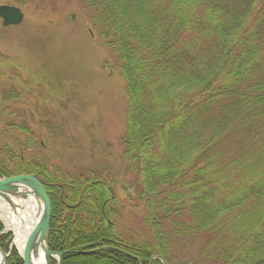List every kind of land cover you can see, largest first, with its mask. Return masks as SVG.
<instances>
[{
    "label": "trees",
    "instance_id": "obj_1",
    "mask_svg": "<svg viewBox=\"0 0 264 264\" xmlns=\"http://www.w3.org/2000/svg\"><path fill=\"white\" fill-rule=\"evenodd\" d=\"M81 1L125 83L134 182L123 205L117 180L52 165L25 125L24 141L0 131V179L45 187L48 250L62 264H264V0ZM132 201L136 233L120 230ZM11 242L0 222L5 264H23Z\"/></svg>",
    "mask_w": 264,
    "mask_h": 264
},
{
    "label": "rangeland",
    "instance_id": "obj_2",
    "mask_svg": "<svg viewBox=\"0 0 264 264\" xmlns=\"http://www.w3.org/2000/svg\"><path fill=\"white\" fill-rule=\"evenodd\" d=\"M0 6L14 5L0 0ZM83 7L81 0H34L20 9L19 26L3 28L0 20V131L24 141L16 127L25 125L33 133V150L52 165L72 173L92 169L107 183L117 180L114 191L124 205L134 182L120 141L125 83ZM12 89L19 98H11ZM130 204L120 230L136 233L142 229L141 206ZM3 215L0 210L13 245Z\"/></svg>",
    "mask_w": 264,
    "mask_h": 264
},
{
    "label": "water",
    "instance_id": "obj_3",
    "mask_svg": "<svg viewBox=\"0 0 264 264\" xmlns=\"http://www.w3.org/2000/svg\"><path fill=\"white\" fill-rule=\"evenodd\" d=\"M23 13L15 6H0V20L3 28L19 26L23 21ZM32 197L36 203L39 220L29 234L22 254L18 252L23 264H34L39 250L42 251L46 264L54 259L62 264L64 253H53L48 250L49 225L51 217L50 201L45 187L37 175H21L0 179V200L11 205L12 199L25 200ZM95 251H98L95 250ZM0 264H5L7 255L0 249ZM138 264L140 261L136 260Z\"/></svg>",
    "mask_w": 264,
    "mask_h": 264
},
{
    "label": "bare ground",
    "instance_id": "obj_4",
    "mask_svg": "<svg viewBox=\"0 0 264 264\" xmlns=\"http://www.w3.org/2000/svg\"><path fill=\"white\" fill-rule=\"evenodd\" d=\"M4 203L0 205V210L4 213L1 219L12 229L14 233L13 245L22 254L25 242L39 220L36 203L32 197L20 200L15 204L11 203V205ZM34 264H46L41 250L35 257Z\"/></svg>",
    "mask_w": 264,
    "mask_h": 264
}]
</instances>
